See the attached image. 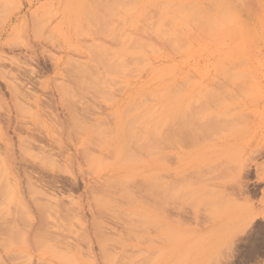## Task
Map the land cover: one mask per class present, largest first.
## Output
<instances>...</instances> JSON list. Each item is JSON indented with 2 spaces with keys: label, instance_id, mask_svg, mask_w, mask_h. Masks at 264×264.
I'll return each mask as SVG.
<instances>
[{
  "label": "rangeland",
  "instance_id": "rangeland-1",
  "mask_svg": "<svg viewBox=\"0 0 264 264\" xmlns=\"http://www.w3.org/2000/svg\"><path fill=\"white\" fill-rule=\"evenodd\" d=\"M0 264H264V0H0Z\"/></svg>",
  "mask_w": 264,
  "mask_h": 264
},
{
  "label": "bare ground",
  "instance_id": "bare-ground-1",
  "mask_svg": "<svg viewBox=\"0 0 264 264\" xmlns=\"http://www.w3.org/2000/svg\"><path fill=\"white\" fill-rule=\"evenodd\" d=\"M175 113L176 114H181L183 115L184 114V110H183V102L182 101H178L176 104H175ZM173 115V107H172V104L169 105L168 107V116L171 117ZM218 225H221V224H218ZM223 225V224H222ZM218 227V226H217ZM216 226L215 225H212L209 229V232H214L216 231ZM221 233V232H220ZM214 239V238H213ZM212 239V240H213Z\"/></svg>",
  "mask_w": 264,
  "mask_h": 264
}]
</instances>
